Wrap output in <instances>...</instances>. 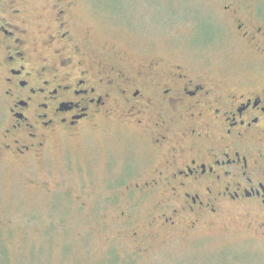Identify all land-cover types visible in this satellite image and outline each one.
Wrapping results in <instances>:
<instances>
[{
	"label": "flooded vegetation",
	"instance_id": "obj_1",
	"mask_svg": "<svg viewBox=\"0 0 264 264\" xmlns=\"http://www.w3.org/2000/svg\"><path fill=\"white\" fill-rule=\"evenodd\" d=\"M30 1L0 0V162H45L56 144L120 120L148 144L149 170L128 168L115 197H166L165 233L238 208L264 235V21L255 25L264 10L225 7L234 45L258 61L252 75L155 59L131 66L80 33L76 11L88 0Z\"/></svg>",
	"mask_w": 264,
	"mask_h": 264
},
{
	"label": "rangeland",
	"instance_id": "obj_2",
	"mask_svg": "<svg viewBox=\"0 0 264 264\" xmlns=\"http://www.w3.org/2000/svg\"><path fill=\"white\" fill-rule=\"evenodd\" d=\"M88 1L76 11L80 33L131 66L155 59L257 73L254 55L234 45L225 7L261 12L260 0ZM193 41L214 42L196 51ZM119 122L94 129L88 141L56 144L42 163L1 160L0 264H264V235L238 208L191 231L181 225L165 233L166 197H115L129 184L122 185L128 168L149 170L150 153L140 134Z\"/></svg>",
	"mask_w": 264,
	"mask_h": 264
}]
</instances>
